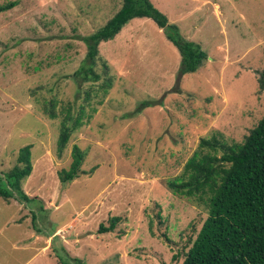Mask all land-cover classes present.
<instances>
[{
  "label": "rangeland",
  "instance_id": "obj_1",
  "mask_svg": "<svg viewBox=\"0 0 264 264\" xmlns=\"http://www.w3.org/2000/svg\"><path fill=\"white\" fill-rule=\"evenodd\" d=\"M10 1L0 12V175L27 144L32 171L27 200L0 197V264H180L207 208L167 181L201 137L242 142L264 115V0H151L205 61L179 76L176 47L134 17L98 44L88 79L74 75L91 64L83 38L122 0L0 4ZM68 107L83 124L59 151ZM74 144L85 173L62 183ZM111 216L115 229L98 233Z\"/></svg>",
  "mask_w": 264,
  "mask_h": 264
},
{
  "label": "trees",
  "instance_id": "obj_2",
  "mask_svg": "<svg viewBox=\"0 0 264 264\" xmlns=\"http://www.w3.org/2000/svg\"><path fill=\"white\" fill-rule=\"evenodd\" d=\"M15 4V1L0 4V12ZM134 17L150 18L176 47L180 54L179 76L196 71L207 58L200 44L185 38L179 27L170 23L151 0H122L103 26L84 36L86 60L91 64L86 68L84 61L74 75L82 79L97 78L92 66L98 44L112 39ZM259 82L264 90V69ZM110 85L111 81L106 80L103 91ZM81 114V108L77 115L66 108L58 138L59 151L66 145L70 133L83 124ZM50 115L55 117L52 111ZM198 148L186 160L181 173L167 181L174 194L196 197L207 208V216L180 264H264V115L242 142L228 144L214 134L201 137ZM30 149V144L22 146L16 163L1 173L0 197L9 199L17 193L21 200L28 199L22 190V181L32 171ZM217 151H221L220 156L216 155ZM84 157L85 152L74 144L69 166L58 171L62 183L85 173L81 169ZM119 220V216L109 217L108 224L100 223L97 232L115 229Z\"/></svg>",
  "mask_w": 264,
  "mask_h": 264
},
{
  "label": "crops",
  "instance_id": "obj_3",
  "mask_svg": "<svg viewBox=\"0 0 264 264\" xmlns=\"http://www.w3.org/2000/svg\"><path fill=\"white\" fill-rule=\"evenodd\" d=\"M34 237H36V236H34ZM47 245V244H46Z\"/></svg>",
  "mask_w": 264,
  "mask_h": 264
}]
</instances>
